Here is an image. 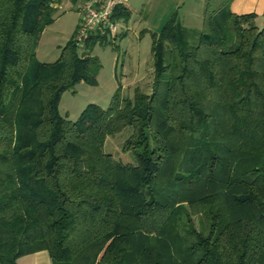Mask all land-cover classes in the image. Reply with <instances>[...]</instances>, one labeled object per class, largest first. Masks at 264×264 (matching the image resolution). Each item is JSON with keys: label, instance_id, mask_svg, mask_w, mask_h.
Instances as JSON below:
<instances>
[{"label": "trees", "instance_id": "trees-1", "mask_svg": "<svg viewBox=\"0 0 264 264\" xmlns=\"http://www.w3.org/2000/svg\"><path fill=\"white\" fill-rule=\"evenodd\" d=\"M204 1L201 28L173 15L151 34L149 93L72 121L59 98L95 83L107 42L79 54L72 35L40 62L56 0H0V264H264V26ZM127 127L133 163L104 149Z\"/></svg>", "mask_w": 264, "mask_h": 264}, {"label": "rangeland", "instance_id": "rangeland-1", "mask_svg": "<svg viewBox=\"0 0 264 264\" xmlns=\"http://www.w3.org/2000/svg\"><path fill=\"white\" fill-rule=\"evenodd\" d=\"M178 1L128 0L131 12L123 24L126 33H122L114 43L97 42L91 47L92 54L101 63L96 81L94 84L79 81L73 89L64 91L58 102L59 113L74 121L89 104H97L105 109L112 94L119 87L122 95L129 98L136 88L149 93L153 76L151 33L158 31L174 9L178 11L187 28L201 27L202 12L199 2ZM61 3L53 22L43 29L37 39L35 56L40 62L49 63L58 59L62 47L71 39L80 18V13L75 10L76 5L73 6L71 1L62 0ZM77 51L81 54L85 49L78 48ZM130 132L131 128L127 127L120 133L108 136L104 146L107 153L123 163L134 161L131 153H123L121 150ZM194 222L196 223L195 218ZM27 258H20L18 264H22Z\"/></svg>", "mask_w": 264, "mask_h": 264}, {"label": "built area", "instance_id": "built-area-1", "mask_svg": "<svg viewBox=\"0 0 264 264\" xmlns=\"http://www.w3.org/2000/svg\"><path fill=\"white\" fill-rule=\"evenodd\" d=\"M126 0H84L77 6L80 18L73 33V42L78 48H84L86 42L97 36L114 43L123 32L122 19L116 16L119 7Z\"/></svg>", "mask_w": 264, "mask_h": 264}, {"label": "crops", "instance_id": "crops-1", "mask_svg": "<svg viewBox=\"0 0 264 264\" xmlns=\"http://www.w3.org/2000/svg\"><path fill=\"white\" fill-rule=\"evenodd\" d=\"M67 1L68 0H66V2ZM69 1H71V4H74L73 6L76 5L75 10H77L78 4L84 0H69ZM170 1L172 3L173 2L177 3L178 0H170ZM196 1L199 2L200 11L203 13L204 7H205V1L204 0H196ZM61 2H62V0H56V2L53 5L54 8H56L57 10L60 9L61 4H62ZM127 3H128V0L125 1V3H124L125 6H123V7L127 8L129 10V12H131L130 7ZM176 6H178V5H176ZM230 8H231L232 13H235V14H240V13L244 14V13L254 12L257 15V17L255 19L256 25L264 26V0H232V2L230 4ZM202 13H201V19H203ZM173 15H176L178 22L181 23L183 26H185L183 21H182L181 16L179 17V15H178V11L176 9H174V11H172L170 14H168L167 19L164 21V23L161 25V27H163V25ZM122 22H123V24L125 23V21H123V20H122ZM201 26H202V21H201ZM185 27H187V26H185ZM160 28H158V31H155V32H159L161 30ZM188 28H192V27H188ZM196 29H199V28H196ZM122 33L125 34L126 30H123ZM152 33H154V32H152ZM25 256H27L28 258L22 264H51L52 263L51 258L49 256V253L46 250H40V251L25 255ZM22 257H24V256H22ZM22 257H20V258H22ZM17 264H18V261H17Z\"/></svg>", "mask_w": 264, "mask_h": 264}, {"label": "water", "instance_id": "water-1", "mask_svg": "<svg viewBox=\"0 0 264 264\" xmlns=\"http://www.w3.org/2000/svg\"><path fill=\"white\" fill-rule=\"evenodd\" d=\"M262 29H264V27H260V31H261Z\"/></svg>", "mask_w": 264, "mask_h": 264}]
</instances>
